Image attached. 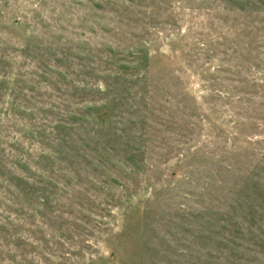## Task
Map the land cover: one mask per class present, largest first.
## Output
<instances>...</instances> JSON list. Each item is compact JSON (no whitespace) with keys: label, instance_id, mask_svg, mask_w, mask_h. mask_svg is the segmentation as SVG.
I'll return each mask as SVG.
<instances>
[{"label":"rangeland","instance_id":"374dc122","mask_svg":"<svg viewBox=\"0 0 264 264\" xmlns=\"http://www.w3.org/2000/svg\"><path fill=\"white\" fill-rule=\"evenodd\" d=\"M0 264H264V0H0Z\"/></svg>","mask_w":264,"mask_h":264}]
</instances>
